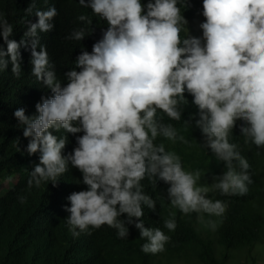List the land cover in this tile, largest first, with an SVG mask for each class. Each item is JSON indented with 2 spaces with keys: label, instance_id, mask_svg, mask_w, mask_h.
Segmentation results:
<instances>
[{
  "label": "clouds",
  "instance_id": "9594fccd",
  "mask_svg": "<svg viewBox=\"0 0 264 264\" xmlns=\"http://www.w3.org/2000/svg\"><path fill=\"white\" fill-rule=\"evenodd\" d=\"M27 6L31 18L25 22V39H9L13 27L0 17V80L8 78L6 70L35 83L29 96L35 114L26 116L22 108L13 113L23 125L27 163L34 167L27 183L50 180L56 188L68 163L81 173L87 187L70 193L64 207L73 237L101 225L124 237L127 228L117 217L125 214L133 224L131 218L142 216L141 202L154 207L140 190L145 175L168 185L169 203L181 213L224 212L225 205L206 198L209 189L197 184L199 171L185 170L174 151L153 144L158 131L169 141L184 142L171 125L153 120L157 109L179 120L175 105L184 92L198 108L196 124L207 148L227 167L213 187L221 194L247 192L249 165L233 150L228 132L240 120L236 127L244 142L250 138L258 148L264 146V0H202L196 14L205 18L196 25L202 35L188 38L190 20H184L183 40L176 0H147L143 11L140 0H87L109 27L91 52L81 51L75 67L60 74L38 36L51 32L56 9L49 0ZM83 34L75 31L71 38L80 40ZM134 227L148 241L142 252L163 251L169 237L159 228H144L138 219ZM175 227L174 219L164 221L169 231Z\"/></svg>",
  "mask_w": 264,
  "mask_h": 264
},
{
  "label": "trees",
  "instance_id": "16d2710c",
  "mask_svg": "<svg viewBox=\"0 0 264 264\" xmlns=\"http://www.w3.org/2000/svg\"><path fill=\"white\" fill-rule=\"evenodd\" d=\"M49 1L50 7L56 9V16L50 21L53 28L39 38L60 74L75 67L76 56L81 51L91 52L92 44L109 25L105 18L92 13L86 6L87 0L84 5L78 0ZM32 2L35 0H0V17L13 27L9 39L26 38L23 36L25 22L31 15L25 9ZM146 2L140 0L142 11ZM176 7L181 17L177 21L178 36L183 40L184 20L201 14L202 0H176ZM80 15L85 19H78ZM80 30L84 33L82 38L72 39L73 33ZM2 73L8 78L0 80V185L6 183L10 188L0 193V264H160L161 260L225 264L229 251L252 248L261 240L264 233V146L258 148L250 138L246 144L236 127L242 121L234 122L228 132V142L248 163L246 171L252 182H246L247 192L243 195L221 194L213 185L222 178L227 167L207 148L196 124L198 108L187 92L182 94V99L177 98L175 107L180 112L179 120L169 118L159 109L153 117L158 125H171L184 142L169 141L158 131L153 144L162 143L165 151H174L185 170L199 171L197 184L209 189L206 198L220 200L225 205L224 212L220 216L202 211L181 213L169 203L168 185L145 175L140 181V190L154 201V207L149 209L141 202L142 216L131 219L134 223L137 219L142 221L144 228H159L168 236L163 251L142 252L141 245L148 242L147 238L139 235L134 223H127L125 214L117 217L127 228L124 237L118 238L116 229L107 225L90 228L73 237L64 222L68 216L64 207L69 205L66 197L87 186L81 183L79 170L70 163L66 164L56 188L50 180L41 181L39 185L27 183L34 167L27 163L23 125L13 113L22 108L26 116L35 114L29 104V96L35 89L31 86L35 83L6 70ZM232 164L236 172L241 171L238 161L234 159ZM167 219L175 220L174 230L164 228ZM209 222L215 224L214 229Z\"/></svg>",
  "mask_w": 264,
  "mask_h": 264
},
{
  "label": "rangeland",
  "instance_id": "374dc122",
  "mask_svg": "<svg viewBox=\"0 0 264 264\" xmlns=\"http://www.w3.org/2000/svg\"><path fill=\"white\" fill-rule=\"evenodd\" d=\"M199 17V15H195L187 24L185 32L188 38L200 37L202 35V30L199 28V26L196 25H199L201 22H203L205 18L202 17L199 19ZM5 184L0 185V193H3L7 188H10V186H5ZM206 193H204L205 197L207 195ZM198 216L199 214L197 215V217ZM160 264L186 263H182L180 261H171L170 263H166V260H161ZM225 264H264V233L261 240L255 243L252 248H243L240 250L229 251Z\"/></svg>",
  "mask_w": 264,
  "mask_h": 264
},
{
  "label": "water",
  "instance_id": "95a60500",
  "mask_svg": "<svg viewBox=\"0 0 264 264\" xmlns=\"http://www.w3.org/2000/svg\"><path fill=\"white\" fill-rule=\"evenodd\" d=\"M41 34H42V33H41ZM38 36H41L39 32H38ZM65 153H66V152H65ZM65 153H63V155H64Z\"/></svg>",
  "mask_w": 264,
  "mask_h": 264
},
{
  "label": "bare ground",
  "instance_id": "6f19581e",
  "mask_svg": "<svg viewBox=\"0 0 264 264\" xmlns=\"http://www.w3.org/2000/svg\"><path fill=\"white\" fill-rule=\"evenodd\" d=\"M19 49V48H18Z\"/></svg>",
  "mask_w": 264,
  "mask_h": 264
}]
</instances>
